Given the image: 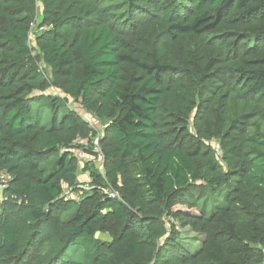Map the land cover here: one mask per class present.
Returning a JSON list of instances; mask_svg holds the SVG:
<instances>
[{
	"label": "trees",
	"instance_id": "trees-1",
	"mask_svg": "<svg viewBox=\"0 0 264 264\" xmlns=\"http://www.w3.org/2000/svg\"><path fill=\"white\" fill-rule=\"evenodd\" d=\"M0 186V264H264V0H0Z\"/></svg>",
	"mask_w": 264,
	"mask_h": 264
},
{
	"label": "rangeland",
	"instance_id": "rangeland-1",
	"mask_svg": "<svg viewBox=\"0 0 264 264\" xmlns=\"http://www.w3.org/2000/svg\"><path fill=\"white\" fill-rule=\"evenodd\" d=\"M177 54H179L178 51H176ZM33 56L36 57V52L33 51ZM42 65H45L44 63L39 62ZM44 77L46 78L47 82L42 81V89L35 92L34 95H50L51 97H59L61 99V103L64 105H68V107L72 108L74 111L80 113L87 122L91 125V127L97 131V137L92 138V145L90 141L88 142H80V144L85 147V151L83 150H77V152H83L85 154L84 159H79L81 161V168L78 175V181L79 186L84 187L85 189H82L79 187L77 192H74V199L80 200V197L82 198V195L87 192L91 193V181H90V170H85V166L88 164L90 167H93L95 169L102 171V164H105V160L103 159V156L101 155V148H100V139L104 135L105 131V122L98 121L94 116L90 115L84 108L76 101L68 97L64 94L62 90V83L61 81L55 80L52 70L45 65L44 69ZM214 148L218 149V144L214 141L212 143ZM76 152V153H77ZM88 161V162H87ZM85 191V192H84ZM2 190L0 189V205L2 203L3 194ZM74 211L70 212L68 215H66L65 220L69 219L71 216H73ZM180 229V228H179ZM181 235H180V241L184 245V248L187 252L191 254H195L198 252L201 248L203 237L197 235L194 233L190 228L187 229H180ZM99 240H108L107 237H104L102 235H98L97 237ZM97 244L95 241H89V240H82L79 239L75 242L74 245L71 246V248L68 250L66 258L73 260L77 264H92L93 263V256L95 252L97 251Z\"/></svg>",
	"mask_w": 264,
	"mask_h": 264
},
{
	"label": "built area",
	"instance_id": "built-area-1",
	"mask_svg": "<svg viewBox=\"0 0 264 264\" xmlns=\"http://www.w3.org/2000/svg\"><path fill=\"white\" fill-rule=\"evenodd\" d=\"M34 26H35V24L32 25V29L34 28ZM33 39H34V37H33L32 35H30V41H29L30 45H32V41H33ZM38 65H39L40 73H42L43 75H45V74H44V65H42V64H40V63H39ZM103 136H104V135H103ZM76 152H77V151H76ZM101 155H102V153H101ZM77 156H78L79 159H84V158H85V154H84L83 152H77ZM102 156H103V155H102ZM103 159H104V157H103ZM104 168H105V166H104V164H102V171H101V170H99V171H101V173H103V172H104ZM3 182L6 183V180L4 179ZM79 187L82 188V189H85V188L82 187V186H79ZM0 189H2V186H0ZM91 189H92V188H91ZM85 190H86V189H85ZM65 196L70 197V198H74V191H73L72 189H68V190H66V192H65ZM112 196L114 197L115 194L112 193Z\"/></svg>",
	"mask_w": 264,
	"mask_h": 264
}]
</instances>
